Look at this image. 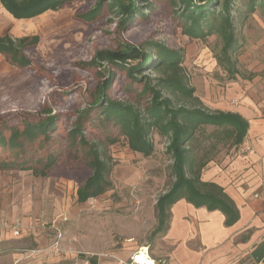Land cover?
Instances as JSON below:
<instances>
[{"label":"rangeland","instance_id":"374dc122","mask_svg":"<svg viewBox=\"0 0 264 264\" xmlns=\"http://www.w3.org/2000/svg\"><path fill=\"white\" fill-rule=\"evenodd\" d=\"M97 1H74L57 11H48L31 21L23 22L24 30L34 27L35 31L21 33L37 35L40 40L37 46L26 51L31 60L30 67L21 69L11 65L0 54V130L9 137L12 127L22 129L25 122H38L47 117L46 111L57 115V131L52 134L55 141L49 142L46 149L37 148L39 141L34 145L37 156H45L51 152L59 154L52 175L41 178L31 171H4L7 174L13 172V188L7 187L2 198L6 214L11 216L7 221L13 223L20 218L23 209L28 207L45 220L61 214L55 220L62 227L63 238L65 235L62 247L64 256L68 252V255H76L79 260L89 257L98 263L104 254L116 246L120 247L119 243L122 244L131 237L139 245H149L155 250L163 249L164 234L154 235L158 222L156 203L170 189L175 178L172 173L173 160L167 152V138L156 132L151 133L155 149L149 157L131 151L127 141L121 138L116 144L106 146L111 166L108 191L99 198H92L85 203L78 202L77 190L91 174L80 154L78 159L72 157L75 153L68 149L65 141L78 112L93 100L92 94L97 84L103 80L102 72H105V76L109 71L115 75L114 85L109 92L110 98L137 100L135 95L126 92V85L130 80L125 72L118 71L106 62L101 66L103 71L97 66L89 67L84 64L91 62L99 50L113 52L123 48V44H163L181 53L189 85L194 88L195 96L205 108L213 110L209 103L230 93L237 94V98L230 100L231 105L236 108L241 107L239 95L244 93L263 102L264 11L257 8L254 13L246 14L248 0L236 2V6L242 8L244 13L240 17L236 10L234 12L241 47L234 55L239 74L232 78L218 65L216 57L222 43L217 35L203 40L184 35L175 13L178 10L182 12L183 7L174 8L168 0L142 2L143 15L138 16L127 31L122 32L120 18L108 8L93 23H84L78 18L80 14L93 8ZM10 35L18 39L16 33L10 32ZM150 50L147 51H154ZM137 76L155 78L157 75L152 70H147ZM180 104L184 105L186 102ZM87 130V137L94 142H100L103 138L97 127L90 125ZM211 131L212 128H208V132ZM214 144V141L200 138L196 143L199 151L197 156L208 163L215 162L219 165L235 156L233 149L223 144ZM99 147L104 151V146ZM10 157L8 150L0 151V161ZM21 173L34 176L37 181L43 180V192H49L42 199L49 202L45 203L38 197L26 202L23 194L29 183L19 177ZM33 184L30 187H33L35 193L37 183L34 181ZM46 210H50L51 214L47 215ZM63 218H67V221H63ZM32 220L35 219L31 218L30 222ZM10 223H2L0 226L14 230L8 227ZM47 224L50 226L51 223ZM29 226L30 223L21 230L36 228ZM62 240L58 249L52 245L54 250L60 251ZM34 246L32 240L26 239L14 249L27 250ZM3 255V250H0V264H12L5 261ZM61 264L73 262L64 259Z\"/></svg>","mask_w":264,"mask_h":264},{"label":"trees","instance_id":"16d2710c","mask_svg":"<svg viewBox=\"0 0 264 264\" xmlns=\"http://www.w3.org/2000/svg\"><path fill=\"white\" fill-rule=\"evenodd\" d=\"M74 1L86 0H0L3 7L18 20L32 19L48 11H57ZM148 0H98L93 8L78 16L84 23H93L103 14L105 8L120 18L122 32L127 31L136 18L143 15L141 3ZM174 8L183 7L176 13L184 35L191 39H206L217 35L221 39V49L217 54L218 65L230 77L239 74L234 55L241 47V40L235 23L234 12L242 17V8L237 0H168ZM246 14L257 8L264 11V0H248ZM39 36H26L14 39L9 32L0 36V54L7 61L21 69L30 67L31 60L26 51L37 46ZM123 48L111 52L99 50L89 67L101 66L106 62L129 78L126 92L135 95L137 100L122 101L109 97L115 82L112 71L100 81L93 100L78 112L72 129L66 134L68 149L74 159L79 154L84 159L91 174L77 190V200L85 203L92 198L104 195L110 182V158L106 146H112L124 138L131 151L149 157L154 152L151 133L167 138V152L173 160L172 173L175 178L172 186L156 203L157 227L154 235L164 234L170 222V209L181 199H186L196 208L206 207L209 211H221L225 224L233 226L240 220V212L225 189L214 182L201 178L208 162L197 156L196 143L200 138L223 144L236 153L244 144L250 123L238 112L209 110L195 96L189 85L179 51L163 44L146 42L141 45L123 44ZM150 47V48H149ZM148 49L154 51L149 52ZM111 52V53H110ZM102 69V68H101ZM106 69V67H105ZM152 70L157 76L138 77L142 72ZM103 71V69L101 70ZM141 86V89L138 87ZM143 102V103H142ZM186 104H180L185 103ZM46 118L38 122H25L23 128L12 127L6 137L0 130V151H9L10 158L0 161V170L31 171L35 176L49 178L58 163L59 154L51 152L37 156V148L46 149L55 141L52 134L57 131V115L46 111ZM97 127L103 140L94 142L87 137V129ZM208 128H212L208 132ZM99 146H104V151ZM254 253L264 255V241ZM264 259L258 258V261Z\"/></svg>","mask_w":264,"mask_h":264},{"label":"crops","instance_id":"0c3cea01","mask_svg":"<svg viewBox=\"0 0 264 264\" xmlns=\"http://www.w3.org/2000/svg\"><path fill=\"white\" fill-rule=\"evenodd\" d=\"M35 18L15 19L0 3V36L6 32L16 33L17 38L29 36L21 32H34L35 28L24 30L23 22ZM235 94L220 96L219 100L209 104L213 110L240 113L250 123L248 135L234 157L220 165L215 162L208 163L201 178L225 189L240 212V220L236 224L227 226L221 211H209L206 207L196 208L186 199H181L170 209L169 226L162 236V250H155L149 245H139L135 243L134 237H131L125 239L122 244L119 243L120 247L116 246L104 254L97 263L89 257L79 260L76 255H68V252L67 256H64L62 247L65 235L60 251L54 250L52 245L55 235L50 228L15 231L0 226V250L4 252L2 257L12 264H61L64 259L72 260L73 264H124L130 262L140 250H147L153 264H264V259L258 261V258L264 255L254 253L264 241V94H261L263 102L246 96V93L240 94L242 102L238 108L230 103L231 99L237 98ZM246 146H250L252 150L243 151ZM12 173L0 172V224L10 223L7 220L11 216L6 214L2 198L7 187L13 188ZM19 177L29 183L23 194L26 202L34 201L37 197L39 200L46 198L49 191L44 194L43 180L37 181L34 176L26 173H21ZM34 181L37 183L35 193L33 187H30L34 186ZM49 211L46 210L47 215L51 214ZM59 215L61 214H55L51 220H45L28 207L23 209L20 218L13 223L20 221L26 227L31 218L52 223ZM26 239L35 244L32 249H14Z\"/></svg>","mask_w":264,"mask_h":264},{"label":"built area","instance_id":"2783aa9c","mask_svg":"<svg viewBox=\"0 0 264 264\" xmlns=\"http://www.w3.org/2000/svg\"><path fill=\"white\" fill-rule=\"evenodd\" d=\"M250 146H246L244 147L243 151H250ZM63 221H67V218H63ZM34 228H40V229H45V228H50L53 230L54 235H55V239H54V244L53 246H56V248H59L60 245V241L63 239V230L60 224H58L57 220H54L50 226H48L47 223L40 221V220H32L30 222V228L33 227ZM9 228H12L16 231L24 229L25 226H23L20 222H16L14 224H11L10 226H8ZM139 258H143V261H141ZM150 262V257L148 254L147 250L144 251H139L137 252L131 259L130 262L124 263V264H149Z\"/></svg>","mask_w":264,"mask_h":264},{"label":"bare ground","instance_id":"6f19581e","mask_svg":"<svg viewBox=\"0 0 264 264\" xmlns=\"http://www.w3.org/2000/svg\"><path fill=\"white\" fill-rule=\"evenodd\" d=\"M141 261H143V258H139ZM149 264H153L152 262H149Z\"/></svg>","mask_w":264,"mask_h":264}]
</instances>
